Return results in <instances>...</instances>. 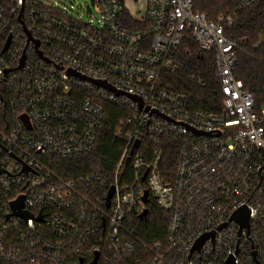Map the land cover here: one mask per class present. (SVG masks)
Returning <instances> with one entry per match:
<instances>
[{"label":"built area","instance_id":"2783aa9c","mask_svg":"<svg viewBox=\"0 0 264 264\" xmlns=\"http://www.w3.org/2000/svg\"><path fill=\"white\" fill-rule=\"evenodd\" d=\"M86 1L97 18L69 17L52 0H0V260L264 264V107L235 76L239 46L225 32L234 17L209 20L195 0H147L138 13L128 0ZM187 34L215 57L219 114L194 110L163 82ZM107 104L129 113L115 131L126 145L114 172L62 178L45 160L92 153ZM165 139L180 148L172 180L161 172ZM145 192L168 215L163 242L143 243L128 227L147 209ZM20 198L31 218L13 214ZM243 208L241 229L233 218Z\"/></svg>","mask_w":264,"mask_h":264},{"label":"trees","instance_id":"16d2710c","mask_svg":"<svg viewBox=\"0 0 264 264\" xmlns=\"http://www.w3.org/2000/svg\"><path fill=\"white\" fill-rule=\"evenodd\" d=\"M245 1L195 0L194 10L205 14L212 21H216L221 15L234 17L233 25L226 27L225 32L227 37L236 41L239 46L235 76L243 82L246 89L255 94L256 108L261 109L264 107V0H256L246 8L243 7ZM130 20V17H127L125 23L129 27H135ZM176 60L179 68L163 74L164 84L171 86L175 91L188 93L194 110L221 113L224 96L220 84L215 79L214 55L202 52L187 34ZM105 108L107 122L92 153L72 159L45 160V163L62 178L74 180L95 171H102L108 175L114 172L126 145L125 138L117 136L115 131L129 113L111 104H107ZM3 115L4 110H0V117ZM179 149L178 143L170 139H165L162 144L161 172L166 180H172L174 177ZM131 177L132 173L127 166L123 179L130 181ZM146 208L149 210L148 216L130 217L128 227L143 243L165 241L168 215L159 211L151 200L148 201ZM0 264L7 263L0 260Z\"/></svg>","mask_w":264,"mask_h":264},{"label":"water","instance_id":"95a60500","mask_svg":"<svg viewBox=\"0 0 264 264\" xmlns=\"http://www.w3.org/2000/svg\"><path fill=\"white\" fill-rule=\"evenodd\" d=\"M23 65V64H22ZM22 67V66H21ZM98 86L100 87H104L106 89H109L111 91H114L112 89V87H110L109 85H106V83H96ZM118 95L122 94V93H116ZM135 101H140V99L138 98H135V97H132ZM24 120L27 122V119L24 117ZM113 194H114V188L112 187L108 193V196H107V206L109 207V202L110 200L112 199L113 197ZM23 198H20L18 201L12 203V210H13V214L14 215H17V216H20L24 219H28V218H31L32 215L28 214V213H25L23 212ZM143 201L144 203H148V192H145V195H144V198H143ZM148 213H149V210L148 209H145L144 212L141 214V218H146L148 216ZM248 217H249V212L246 208H243L241 209L238 213L235 214L234 216V220L236 222H238L241 226V229H244V228H248ZM42 217H38L37 218V222H42ZM209 238V236H205L203 237L195 246L194 250H199L203 243ZM98 259V254H96V258H95V261L93 264L96 263ZM232 262H230L229 264H231Z\"/></svg>","mask_w":264,"mask_h":264},{"label":"rangeland","instance_id":"374dc122","mask_svg":"<svg viewBox=\"0 0 264 264\" xmlns=\"http://www.w3.org/2000/svg\"><path fill=\"white\" fill-rule=\"evenodd\" d=\"M36 1L42 2V0ZM52 2L57 5L60 12H63L64 14H67V16L75 19L81 17L84 21L91 20L92 16L90 12L95 15L96 18L98 17L91 2H84V0H52ZM143 4V0L135 3L136 13L143 10L144 7L141 8ZM130 10H132V7H130Z\"/></svg>","mask_w":264,"mask_h":264},{"label":"crops","instance_id":"0c3cea01","mask_svg":"<svg viewBox=\"0 0 264 264\" xmlns=\"http://www.w3.org/2000/svg\"><path fill=\"white\" fill-rule=\"evenodd\" d=\"M140 0H128V6L129 8L132 7V12L133 13H136V10H135V3L139 2ZM144 4L141 6L142 7H145L146 6V2L147 0H143ZM140 9V8H139ZM144 9V8H143ZM141 11V10H140ZM138 13V12H137Z\"/></svg>","mask_w":264,"mask_h":264}]
</instances>
